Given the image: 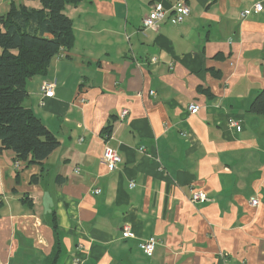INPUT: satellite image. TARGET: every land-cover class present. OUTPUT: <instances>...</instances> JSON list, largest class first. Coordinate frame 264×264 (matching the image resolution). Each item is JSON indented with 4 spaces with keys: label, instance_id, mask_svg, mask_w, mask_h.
I'll return each instance as SVG.
<instances>
[{
    "label": "crops",
    "instance_id": "obj_1",
    "mask_svg": "<svg viewBox=\"0 0 264 264\" xmlns=\"http://www.w3.org/2000/svg\"><path fill=\"white\" fill-rule=\"evenodd\" d=\"M177 1L65 5L72 44L23 100L59 144L26 167L0 150V264H264V112L251 111L264 89V0H185L181 23L170 11L143 27L153 4ZM12 2L40 6L0 0V15ZM42 81L55 82L51 96ZM105 147L115 169L100 161ZM195 189L207 199L192 203ZM149 237L151 254L139 247Z\"/></svg>",
    "mask_w": 264,
    "mask_h": 264
},
{
    "label": "trees",
    "instance_id": "obj_2",
    "mask_svg": "<svg viewBox=\"0 0 264 264\" xmlns=\"http://www.w3.org/2000/svg\"><path fill=\"white\" fill-rule=\"evenodd\" d=\"M79 1L39 0V7L12 2L0 15V150L11 149L25 167L40 164L59 144L23 100L27 80L44 74L59 50L71 46L72 22L63 10ZM251 111L264 112V89L251 102ZM52 227H58L55 220ZM53 254L55 260L58 251Z\"/></svg>",
    "mask_w": 264,
    "mask_h": 264
},
{
    "label": "built area",
    "instance_id": "obj_3",
    "mask_svg": "<svg viewBox=\"0 0 264 264\" xmlns=\"http://www.w3.org/2000/svg\"><path fill=\"white\" fill-rule=\"evenodd\" d=\"M262 9L261 2H255L252 4L251 8L248 10H243L240 12V16L246 17L251 12H258ZM172 12L173 19L177 23H181L190 13V8L185 0H178L175 4H173L170 8H164L161 4H153L151 6V10L148 15L145 16L142 20V25L144 28H154L160 21H162L167 14ZM55 82L52 81H42L40 85V92L43 97L51 96L54 93ZM149 94H153V91H150ZM187 109L190 113H194L199 110V106L191 102L188 104ZM127 114V109H122L119 113V118L123 120ZM240 121L229 119L228 126L237 128L239 127ZM100 161L102 164L107 166L109 169H115L118 163L121 161V158L116 150L105 147ZM78 168H75V172H78ZM130 187L134 186V183L130 181ZM95 193H99L100 189L96 188L94 190ZM207 199L205 192L202 190H192L189 194V200L192 203L202 202ZM259 203V200L255 197L250 198L249 204L251 206H256ZM122 236L124 238L131 236L130 226L128 224H124L122 229ZM156 245V240L153 237H149L142 242L139 243V247L147 254H151L154 251Z\"/></svg>",
    "mask_w": 264,
    "mask_h": 264
}]
</instances>
